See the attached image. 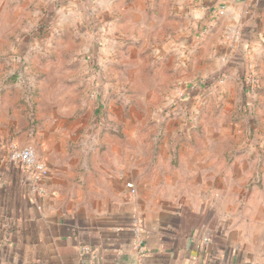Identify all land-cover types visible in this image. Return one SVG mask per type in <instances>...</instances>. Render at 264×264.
<instances>
[{
  "label": "crops",
  "instance_id": "0c3cea01",
  "mask_svg": "<svg viewBox=\"0 0 264 264\" xmlns=\"http://www.w3.org/2000/svg\"><path fill=\"white\" fill-rule=\"evenodd\" d=\"M50 29L54 56L86 69L124 42L134 55L147 50L167 76L176 71L183 88L226 71L234 108L246 95L239 75L264 54V0H52ZM80 87L43 80L33 128L0 95V264H264V206L245 194L242 150L218 138L192 143L196 130L167 127L159 145L108 146L90 171L66 160L69 146L57 140ZM11 142L33 147L48 176L36 182L10 161ZM75 164L86 170L65 186L61 176Z\"/></svg>",
  "mask_w": 264,
  "mask_h": 264
},
{
  "label": "rangeland",
  "instance_id": "374dc122",
  "mask_svg": "<svg viewBox=\"0 0 264 264\" xmlns=\"http://www.w3.org/2000/svg\"><path fill=\"white\" fill-rule=\"evenodd\" d=\"M51 7L52 0H0V95L3 103H9L11 116L24 109L27 122L33 128L42 81L65 80L67 85L70 81H79L83 87L75 91L77 101L68 105L73 109V116L62 119L65 135L57 136L58 143L69 146L66 160L86 161L88 169L93 171L99 155L108 146L159 145L162 137L157 133L163 128L196 130L195 136H188L189 142L199 139L205 143L218 138L217 143L233 145L235 151L242 150L238 153L249 161L251 174L245 194H250V199L254 197L251 202L260 201V207L264 206L263 53L258 52L249 60L258 86L250 90L239 75L246 95L233 108L228 106L224 88L226 71L214 73L213 77L192 79L187 82L188 88H183L187 84L177 85L176 71L167 76L161 65L154 64L147 50L143 55H134L132 49L124 47V42L116 52L107 50L102 64L96 58L93 68L91 62L86 69L75 60L66 63L70 59L67 56L56 58L54 49L59 41L49 35ZM34 32L38 33L37 38L33 37ZM111 44L117 45V42ZM164 83L169 88L163 87ZM193 97L199 104L191 110L189 101ZM134 130L139 131L138 135ZM32 136L27 134L25 138L29 141ZM172 158L175 159L173 155ZM72 169L73 176H69L71 173L61 176L65 186L77 175L73 187L78 181V172L86 170L76 164Z\"/></svg>",
  "mask_w": 264,
  "mask_h": 264
},
{
  "label": "built area",
  "instance_id": "2783aa9c",
  "mask_svg": "<svg viewBox=\"0 0 264 264\" xmlns=\"http://www.w3.org/2000/svg\"><path fill=\"white\" fill-rule=\"evenodd\" d=\"M224 13V10L220 12ZM246 84L250 90L255 89L258 86L256 77L249 74L245 78ZM9 159L13 163H18L25 166L31 171L33 180L39 182L49 174V169L38 157L33 147L31 146H19L11 144L9 147ZM128 188H131L132 192L135 191L132 183H127Z\"/></svg>",
  "mask_w": 264,
  "mask_h": 264
}]
</instances>
